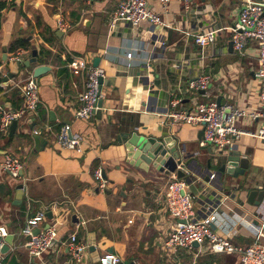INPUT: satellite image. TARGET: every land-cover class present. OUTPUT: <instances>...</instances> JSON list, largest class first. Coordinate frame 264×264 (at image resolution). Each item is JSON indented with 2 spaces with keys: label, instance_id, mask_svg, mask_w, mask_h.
Segmentation results:
<instances>
[{
  "label": "crops",
  "instance_id": "obj_1",
  "mask_svg": "<svg viewBox=\"0 0 264 264\" xmlns=\"http://www.w3.org/2000/svg\"><path fill=\"white\" fill-rule=\"evenodd\" d=\"M242 1L192 0L187 11L180 0L171 1L166 9L158 0H148L165 25L142 22L132 29L127 22L109 26L119 0H0L5 3L0 9V62H5V73L15 72L0 85V108L21 104V86L34 65L50 67L36 78L37 110L17 122L12 136L9 132L0 135V159L14 153L24 164L20 180L0 171V223L13 235L3 264H99L104 253L116 254L125 264H240L237 254L213 253L206 244L175 251L165 247L167 233L176 223L165 207L170 176L144 170L143 161L128 151L134 134L162 137L168 145L175 142L184 148L190 191L196 196L194 218L205 217L212 205L219 220L231 228L234 243H264L260 236L264 234V196L256 206L241 204L231 186L238 187L240 178L219 171L229 151L235 150L249 160L250 181L264 189V139L244 133L218 151L199 145V125L164 116L173 97L188 110L219 98L220 104L247 111L235 121L237 127L253 133L264 127L263 117L249 116L263 110L254 76L256 44L250 41L241 56L230 44V27L237 21ZM58 15L70 24L69 29L56 27ZM205 28L217 31L214 43L201 47L193 34ZM19 37L29 39L37 50V62L29 68L16 69L7 62L20 51L24 59L30 55L24 49L10 50ZM3 48L5 61L1 59ZM129 52L130 58L126 56ZM73 57L92 64L98 57L97 66L105 72L102 107L90 119L74 118L84 78L67 66ZM201 74L210 75L203 93L189 87ZM45 124L51 132L43 130L39 134L43 142L36 144L31 130ZM63 124L84 138L87 148L83 154L56 146L55 134ZM98 165L107 180L103 192L92 177ZM18 183H23V191L17 203ZM41 210L51 211L52 219L40 228L55 220L59 223L55 243L38 259L29 255L22 228L27 218ZM213 228L227 235L228 229ZM72 233L86 245L79 263L71 259L66 245Z\"/></svg>",
  "mask_w": 264,
  "mask_h": 264
},
{
  "label": "built area",
  "instance_id": "obj_2",
  "mask_svg": "<svg viewBox=\"0 0 264 264\" xmlns=\"http://www.w3.org/2000/svg\"><path fill=\"white\" fill-rule=\"evenodd\" d=\"M161 7L166 9L173 0H158ZM185 10L189 11L192 0H180ZM120 22H127L132 29L137 28L142 22L155 25H165L160 17L149 7L148 0H119L113 10L109 26L115 27ZM56 27L62 31L70 28L62 15L56 18ZM232 48L238 55H243L245 48L254 41L257 47V67L254 73L258 84V100L263 110L249 113L253 119L264 118V0H243L239 9L237 21L230 27ZM214 28H205L193 34L195 43L203 47L214 43ZM131 52L126 56L130 58ZM24 51L10 56L7 62L23 60ZM67 66L74 74L84 78V88L78 94L79 107L74 113V118L90 119L100 109L98 102L102 97L99 90V78H104L105 72L99 66H94L84 58L73 57ZM5 75V62H0V75ZM210 82V75L201 74L190 82L189 87L194 91L206 90ZM22 102L13 109L0 108V135L5 136L13 120L20 121L38 108V85L32 74L29 75L21 86ZM247 114V111L229 103L218 104L215 101L199 102L193 110L182 108L180 99L173 97L169 100L164 116L172 121H181L187 124L199 125L203 130L199 139L200 146H213L221 151L229 147L234 138L241 134L249 133L260 139H264V127L256 132H246L237 127L235 121ZM43 130L51 132V126L45 124L42 127L33 128V135H39ZM55 144L59 149L71 150L77 154H83L87 148L84 138L71 133L70 126L63 124L55 134ZM24 164L20 157L14 153H5L0 159V171L6 172L14 179L22 177ZM181 169L183 177L176 176V170ZM170 179L166 186L165 207L169 214L176 219V223L167 233L164 241L165 247L171 250L178 248L190 249L193 243L206 244L207 249L213 253H235L239 256L240 264H264V243L254 242L243 246L232 241V231L223 221H220L216 210L211 209L205 217L194 218V200L196 196L190 191L192 181L190 172L186 167L178 165L174 172L170 173ZM92 177L96 188L105 191L107 180L103 175V168L98 165L93 169ZM214 174H210L213 178ZM55 205V204H54ZM47 221L46 212L41 210L32 214L25 221L22 234L26 238L25 245L32 258L41 259L42 255L55 243L58 234V221L48 223L46 228L40 225ZM83 223V222H82ZM261 224L264 226V215L261 216ZM228 229L227 235H222L213 228ZM39 232L35 233V229ZM8 235L5 225L0 223V264H3L4 253L2 251L4 239ZM264 237V234L260 235ZM67 249L74 262L82 260V251L86 247L78 240L75 233L68 236ZM119 256L113 253H104L99 256V264H117Z\"/></svg>",
  "mask_w": 264,
  "mask_h": 264
},
{
  "label": "water",
  "instance_id": "obj_3",
  "mask_svg": "<svg viewBox=\"0 0 264 264\" xmlns=\"http://www.w3.org/2000/svg\"><path fill=\"white\" fill-rule=\"evenodd\" d=\"M232 45V42L230 43ZM7 58L6 48H3V55L1 56L2 61H5ZM99 58L94 57L93 65H98ZM37 62V50L32 48L30 55L23 60H18L13 62L18 69L20 66L29 68L31 65ZM50 67L45 64L34 65L32 68V76L36 81V78L49 71ZM15 76V72H8L5 75H0V85L6 84L7 81ZM105 79L99 78V90H101V86ZM201 93L204 90H200ZM217 103L220 104L219 98L217 99ZM98 106L102 107V99L99 100ZM100 110L96 111V114H99ZM52 114V113H51ZM16 120H13L9 127V136H12L17 128ZM203 130H200V136L202 135ZM36 144L43 142V138L40 135H33ZM128 151L134 152L135 157H139L145 166H143L144 170H155L165 175H170V173L174 172L176 167L180 165L181 167H185V159L183 156L184 148H180L175 142L172 145H168L166 141L162 138L156 137H146L144 135L134 134L133 138L128 141ZM220 173H225L230 178H240L239 186H232L235 197H238V200L241 204L247 203L253 206L259 204L264 196V189L255 187V181H250L249 174V160L246 157L240 156L239 152L235 150H231L228 153L226 158V162L221 163L219 166ZM177 177H183L184 173L181 169L176 170ZM23 191V183H18L16 186V198L17 203L20 202L22 198ZM243 199L244 201H241ZM47 219H52V212L48 211L46 213ZM73 218H75L73 216ZM48 226V223L45 224L44 228ZM35 233L39 232V228H36ZM13 235L8 234L4 239V245L2 248L3 253L7 252L9 246L12 244ZM196 242L193 243V246H197ZM117 264H125L122 261ZM128 264H135L134 261L129 262Z\"/></svg>",
  "mask_w": 264,
  "mask_h": 264
},
{
  "label": "trees",
  "instance_id": "obj_4",
  "mask_svg": "<svg viewBox=\"0 0 264 264\" xmlns=\"http://www.w3.org/2000/svg\"><path fill=\"white\" fill-rule=\"evenodd\" d=\"M5 3L0 2V9L4 7ZM0 23H1V14H0ZM24 49L25 51H30L33 48V45L31 44V41L27 38L19 37L16 38L10 45V50L16 51V49ZM23 135V134H22Z\"/></svg>",
  "mask_w": 264,
  "mask_h": 264
}]
</instances>
